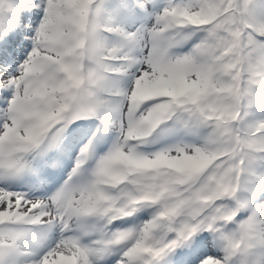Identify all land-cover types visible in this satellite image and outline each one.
<instances>
[{
    "label": "snow or ice",
    "instance_id": "obj_1",
    "mask_svg": "<svg viewBox=\"0 0 264 264\" xmlns=\"http://www.w3.org/2000/svg\"><path fill=\"white\" fill-rule=\"evenodd\" d=\"M0 264H264V0H0Z\"/></svg>",
    "mask_w": 264,
    "mask_h": 264
}]
</instances>
